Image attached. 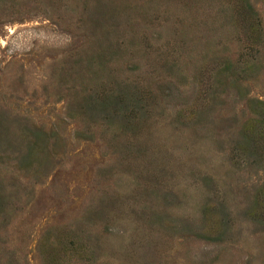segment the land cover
<instances>
[{"label": "rangeland", "instance_id": "1", "mask_svg": "<svg viewBox=\"0 0 264 264\" xmlns=\"http://www.w3.org/2000/svg\"><path fill=\"white\" fill-rule=\"evenodd\" d=\"M248 1L0 0V264H264V167L235 149L264 101ZM123 79L153 97L125 132L78 105Z\"/></svg>", "mask_w": 264, "mask_h": 264}, {"label": "trees", "instance_id": "2", "mask_svg": "<svg viewBox=\"0 0 264 264\" xmlns=\"http://www.w3.org/2000/svg\"><path fill=\"white\" fill-rule=\"evenodd\" d=\"M243 1L250 9V13H254L253 10L251 11V5L249 4V1ZM244 13V21H249V14L247 15L246 12ZM249 27L250 32L252 33L256 30V26L252 22L249 23ZM109 49L110 46L99 50L98 58H102V54L105 53V51H109ZM101 66L102 68H100L104 69L105 64L101 63ZM229 67L230 63L227 64V68ZM104 70L103 75L105 73ZM114 87L116 88V90H114ZM114 87L110 89L109 87L105 86V83H101L100 90L98 89V91H95L92 94L87 93L83 95L79 100L78 105L83 110L84 114L92 117L93 112L101 113L103 118L113 121L114 123L119 125V127H122L123 132H125L131 130V126H134L135 124H141L146 120L147 110L145 109L144 105L145 103H148L147 100H153V97L151 93L138 82H128L127 80L123 79L121 81H116ZM250 104L253 114H255V118L252 119V122L243 124V128L238 131L239 137L236 140L237 142L235 146L237 147H235V149L243 151L244 155L247 158L253 157L252 162L248 163L249 166L255 165L258 167H264V101L260 99H254L250 101ZM212 110L213 107H210L208 112ZM203 117L204 113L201 117L197 118L200 119L201 122H203ZM204 179H206L204 181L207 184L210 193L214 192L215 185L213 183V178L206 177ZM253 197L254 201H256V204L260 205V210H263L264 212V185L258 188V190H255ZM210 199L212 198H208V201H210ZM263 222L264 213L259 216L257 223L261 224ZM222 226H224V229L222 228L220 234L210 238H212L213 240H219L228 229V227L227 229L225 228L226 221L225 223H222ZM71 235L75 239L78 238V236L72 233ZM207 237L209 238V236ZM67 242L66 243L68 246H65V248H68L70 251H73V249L76 250L73 239H70ZM82 248H84L81 250L82 254L87 252V250L85 249V244H83ZM48 251L49 253H47V264H57L58 261L53 253V250L49 249Z\"/></svg>", "mask_w": 264, "mask_h": 264}]
</instances>
